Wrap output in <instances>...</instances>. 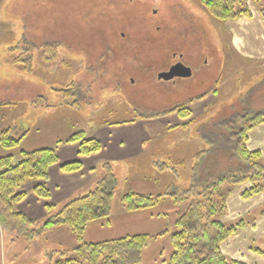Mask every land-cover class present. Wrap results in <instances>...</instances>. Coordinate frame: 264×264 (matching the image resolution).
<instances>
[{
	"label": "rangeland",
	"instance_id": "obj_1",
	"mask_svg": "<svg viewBox=\"0 0 264 264\" xmlns=\"http://www.w3.org/2000/svg\"><path fill=\"white\" fill-rule=\"evenodd\" d=\"M246 6L253 18L219 21L197 0H0V129L11 127L15 137L30 133L27 140L40 134L67 135L72 128L88 134L97 124L122 123L136 112L157 114L191 97L210 95L204 111L201 105L192 106L193 120L185 131L179 126L154 129L147 125L151 140L127 172L117 170L120 178L114 185L111 208L122 207L127 177L136 172L152 175L163 186L165 182L176 185L185 177L180 174L183 170L171 171L174 166L161 151L179 152L185 158L197 151L191 141L178 142L177 136L189 141L203 135H226L223 123L235 118L239 127L241 116L264 110V0H247ZM49 42L58 45L55 62H45L40 55L39 47ZM31 43L37 48H31ZM254 53H260L257 59L250 57ZM22 54L26 55L23 60L31 58L30 72L14 61ZM178 59L192 68L193 76L158 80L157 74ZM69 83L75 98L64 99L55 90ZM200 142L198 149L203 150ZM207 156L211 163L217 162V172H237L239 160L231 151L215 148ZM187 168L188 164L184 171ZM96 186L93 182L69 199ZM235 188L231 196L239 187ZM245 204L248 214L237 218L228 212L223 221L228 225L239 219L255 221L248 246L264 254V217L260 214L264 202ZM236 205L237 201L230 202ZM58 209L48 212L45 208L46 212L33 218L42 224ZM248 239L241 236L240 242ZM76 244L66 226L29 242L0 230V264H51L58 258L52 252L69 251ZM248 252L243 250L240 257L251 261ZM262 260L258 263L264 264V256Z\"/></svg>",
	"mask_w": 264,
	"mask_h": 264
},
{
	"label": "trees",
	"instance_id": "obj_2",
	"mask_svg": "<svg viewBox=\"0 0 264 264\" xmlns=\"http://www.w3.org/2000/svg\"><path fill=\"white\" fill-rule=\"evenodd\" d=\"M197 1L215 20L233 21L251 17V12L246 6L247 0ZM261 12L264 19V10ZM30 46L37 48L32 43ZM39 49L45 62L57 60L56 43H46ZM24 54L18 55L14 61L26 72H30L31 58L23 60L22 58L26 56ZM71 89L72 84L69 83L55 91L61 92L66 99L74 97ZM204 96L206 94L194 99L200 100ZM73 103H76V100ZM169 113H177L182 118L191 114L188 106L180 104L164 110L159 115ZM157 115L135 113L134 119L154 118ZM236 122V119L232 118L223 123L228 128L226 135L200 136V143L204 149L195 152L192 162L188 164L190 169L184 171L186 164L171 169L173 172L182 169L184 172L181 171L180 174L185 177L179 178L176 185L169 183L164 194H138L131 190L124 193L121 201L125 211L152 208L165 201L182 207L173 224L174 232L170 236L172 251L162 264H245L228 258L221 248L226 240L244 227V221L239 219L235 224L228 225L223 221V217L228 211L226 197L235 187L246 186L240 194L244 200L258 194L264 196V158L260 151L249 150L246 145L248 132L264 122V110L250 116H241L239 127H236ZM11 129V127L0 129V230L29 242L56 227H68L74 233L77 244L69 251L52 252L56 253L58 258L51 264H139L142 251L150 242L166 234L164 230L156 234L129 235L101 242L84 240V230L89 222L107 218L111 214L116 177L108 164L104 165L105 175L97 182L94 190L72 199L50 214L42 224L28 217L17 207L27 194L23 187L30 182L40 181L33 187L32 192L40 198H48L50 193L45 184L48 169L58 163L59 159L56 146L12 153L10 150L19 146L26 132L15 137ZM75 141H80L78 155L81 156L101 149V143L97 139L88 138L81 130L65 140L57 141L56 145ZM215 148L223 152L231 151L232 155L238 158L237 172L216 171L217 162L211 163L207 156V153ZM2 151H10V154H2ZM60 168L65 172L76 171L81 168V162L79 160L67 162ZM53 207L51 204L45 205L48 212H51ZM260 214L264 216V209ZM251 250L264 256L259 249Z\"/></svg>",
	"mask_w": 264,
	"mask_h": 264
},
{
	"label": "crops",
	"instance_id": "obj_3",
	"mask_svg": "<svg viewBox=\"0 0 264 264\" xmlns=\"http://www.w3.org/2000/svg\"><path fill=\"white\" fill-rule=\"evenodd\" d=\"M251 18H253L252 15L250 19ZM256 18L262 22L259 16H256ZM256 50L260 51V48ZM242 54L247 55L246 53ZM259 55L260 53L257 55L254 53V55H250V57L257 59ZM194 98L195 97H191L185 100V103L183 104L188 106L190 111H192V106L198 104L201 105V110L204 111V104L210 100V95H206L200 100H196ZM203 111L200 112V114H203ZM160 113H157L158 115L156 114L157 116L154 118H133L123 121L122 123L97 124L89 131L88 134L83 131L88 138H95L101 143V149L99 151L83 156L78 155L80 141L60 143L56 145L57 141L65 140L72 134L78 132V130L75 131L73 128L70 133H67V135H58L54 133L48 134L51 136H42V134H40L38 137L30 138L29 140H27V138L30 137L31 134H26L22 138L19 146L10 151L17 153L19 151H32L39 148L56 146L59 161L58 163L51 165L48 169V179L45 181V184L49 190L50 196L42 200L38 198L32 192V189L35 185L40 183V181L30 182L26 185L28 187L24 188L27 194L26 197L17 205L18 209L25 213L28 217L33 218V216H36L34 214H41L42 211L44 212L46 204L53 205V210L58 207H62L72 200L69 198L73 195V193L75 194L76 192H80V190L92 185L93 182H96L97 184L100 180L97 179L100 169V174L102 175L99 176H102L101 179L105 175V164L110 165L115 177L118 176V169L120 171L122 169L123 173L127 172V166L135 159H138L140 154L144 152L147 143L151 140V135L146 129L147 125H150L154 129L156 127L177 128L179 126L183 131H185L193 120L192 113L186 118L180 117L177 113L159 115ZM136 114L141 113L136 112ZM171 118H175L176 121L171 123ZM177 140L182 143L191 141L196 146V150H198V143L200 140L197 139V137L186 141L185 138H182L179 135L177 136ZM246 145L249 150L260 151L261 155L264 157V122L253 127L248 132ZM169 152L170 151L166 150L164 154V152L161 151V154L162 156L165 155L167 161H169L172 166L179 167L183 164H190L196 151L194 152V150H192L190 155L186 158L179 152L178 155L168 154ZM1 153H3V151ZM75 160H79L81 162V168L79 170L65 172L60 168L62 164ZM117 178L120 177H116V180ZM130 179L133 180L130 181ZM126 186L128 187V190L138 194L157 195L164 194L169 186V183L165 182L163 186L158 183L152 175L145 174L143 172H136V175L127 177ZM238 187L236 195L231 196L230 193V195L226 197L227 213H234L237 218L249 213V209L246 208V201L264 202V196L262 194L255 195L247 200L242 199L240 194L246 186L242 185ZM232 200L237 201L238 205L230 206V202ZM56 202H59V204H56ZM181 210V206H177L170 201H165L152 208L134 211H125L123 206L115 211L111 208V214L107 218L94 220L86 225L83 238L87 242H101L129 235L156 234L165 230V235L153 239L142 251L141 261L139 263L162 264V262H165L169 258L166 254H169V252L171 253L172 251L170 236L174 232L173 224ZM169 217L170 219H168ZM171 218H173V221H171ZM244 224L245 225L242 229L222 244V251L226 254V256L229 254L234 260L242 261L245 264H259L258 262L263 261L262 256L251 252L252 250L248 246L253 240V238H251V231L256 228L257 224L255 221H244ZM244 235L249 236L248 241L240 242V237ZM227 242L228 244L231 243V246H229ZM245 249L250 251L248 252L249 255L253 256H250L251 261H246L240 257L243 255L242 251Z\"/></svg>",
	"mask_w": 264,
	"mask_h": 264
},
{
	"label": "water",
	"instance_id": "obj_4",
	"mask_svg": "<svg viewBox=\"0 0 264 264\" xmlns=\"http://www.w3.org/2000/svg\"><path fill=\"white\" fill-rule=\"evenodd\" d=\"M192 74V70L189 66L184 65L181 62H176L168 70L159 72L158 78L164 81H170L174 78H187Z\"/></svg>",
	"mask_w": 264,
	"mask_h": 264
},
{
	"label": "flooded vegetation",
	"instance_id": "obj_5",
	"mask_svg": "<svg viewBox=\"0 0 264 264\" xmlns=\"http://www.w3.org/2000/svg\"><path fill=\"white\" fill-rule=\"evenodd\" d=\"M178 61L181 62V63H183V61H182L181 59H178L176 62H178ZM176 62H175V63H176ZM183 64H184V63H183ZM189 67H190V66H189ZM190 68H191V67H190ZM191 69H192V68H191ZM191 76H193V70H192V74H191ZM191 76H190V77H191ZM157 79H158V75H157ZM158 80H160V81H164V80H162V79H158ZM170 81H173V80H170Z\"/></svg>",
	"mask_w": 264,
	"mask_h": 264
}]
</instances>
